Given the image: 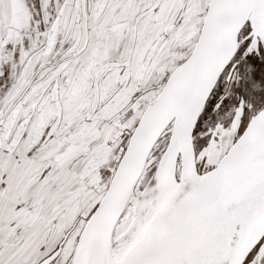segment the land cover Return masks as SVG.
Listing matches in <instances>:
<instances>
[{
	"label": "snow or ice",
	"instance_id": "obj_1",
	"mask_svg": "<svg viewBox=\"0 0 264 264\" xmlns=\"http://www.w3.org/2000/svg\"><path fill=\"white\" fill-rule=\"evenodd\" d=\"M0 264H264V0H0Z\"/></svg>",
	"mask_w": 264,
	"mask_h": 264
}]
</instances>
